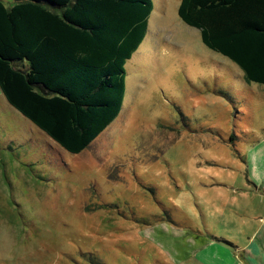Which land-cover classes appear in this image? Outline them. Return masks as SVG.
<instances>
[{
	"label": "rangeland",
	"instance_id": "rangeland-1",
	"mask_svg": "<svg viewBox=\"0 0 264 264\" xmlns=\"http://www.w3.org/2000/svg\"><path fill=\"white\" fill-rule=\"evenodd\" d=\"M152 0L117 118L80 154L0 92V264H264V86Z\"/></svg>",
	"mask_w": 264,
	"mask_h": 264
},
{
	"label": "trees",
	"instance_id": "trees-1",
	"mask_svg": "<svg viewBox=\"0 0 264 264\" xmlns=\"http://www.w3.org/2000/svg\"><path fill=\"white\" fill-rule=\"evenodd\" d=\"M152 0H0V91L66 152L85 150L119 115L125 64ZM177 15L209 50L264 86V0H181Z\"/></svg>",
	"mask_w": 264,
	"mask_h": 264
},
{
	"label": "crops",
	"instance_id": "crops-1",
	"mask_svg": "<svg viewBox=\"0 0 264 264\" xmlns=\"http://www.w3.org/2000/svg\"><path fill=\"white\" fill-rule=\"evenodd\" d=\"M178 10V9H177ZM1 92V91H0ZM2 94V93H1ZM3 95V94H2ZM15 110V109H14ZM16 111V110H15ZM19 113V112H18Z\"/></svg>",
	"mask_w": 264,
	"mask_h": 264
}]
</instances>
